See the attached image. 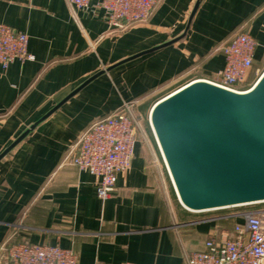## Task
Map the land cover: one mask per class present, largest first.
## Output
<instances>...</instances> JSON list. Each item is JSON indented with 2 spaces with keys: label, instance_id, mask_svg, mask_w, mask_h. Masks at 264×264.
I'll return each mask as SVG.
<instances>
[{
  "label": "crops",
  "instance_id": "0c3cea01",
  "mask_svg": "<svg viewBox=\"0 0 264 264\" xmlns=\"http://www.w3.org/2000/svg\"><path fill=\"white\" fill-rule=\"evenodd\" d=\"M195 2L158 0L147 21L122 30L109 26L96 2L0 0V23L26 32L34 55L0 65V153L88 76L181 34ZM240 30L258 40L255 61L264 62V0H202L184 38L100 76L14 147L0 161V264L3 244L21 241L72 248L77 264H187L222 219L195 216L168 198L163 187L172 181L154 135L137 143L106 200L96 178L64 156L125 101L141 106L192 80L215 81L220 47Z\"/></svg>",
  "mask_w": 264,
  "mask_h": 264
},
{
  "label": "water",
  "instance_id": "95a60500",
  "mask_svg": "<svg viewBox=\"0 0 264 264\" xmlns=\"http://www.w3.org/2000/svg\"><path fill=\"white\" fill-rule=\"evenodd\" d=\"M202 0H196L183 32L88 76L1 153L0 161L36 126L100 76L184 38ZM149 123L180 203L206 212L264 202V71L247 90L192 80L160 98Z\"/></svg>",
  "mask_w": 264,
  "mask_h": 264
},
{
  "label": "built area",
  "instance_id": "2783aa9c",
  "mask_svg": "<svg viewBox=\"0 0 264 264\" xmlns=\"http://www.w3.org/2000/svg\"><path fill=\"white\" fill-rule=\"evenodd\" d=\"M91 2L105 10L111 28L122 30L147 21L158 4V0H68L71 8H83ZM28 44L26 32L0 23L1 67L7 68L15 60H34ZM258 45V40L249 32L240 30L234 33L220 47L224 66L213 82L238 91L249 89L255 83L252 81L253 66ZM139 102L125 101L116 111L96 120L81 132L64 156V162L86 170L96 178L97 195L102 200L116 192L119 174L130 168L137 143L141 138L146 140ZM225 217L240 220L230 231L219 228L210 234L200 250L188 255L187 264H264V208ZM2 250L4 264L78 263L74 249L59 245L21 241L5 243ZM98 264L135 263L126 260Z\"/></svg>",
  "mask_w": 264,
  "mask_h": 264
},
{
  "label": "rangeland",
  "instance_id": "374dc122",
  "mask_svg": "<svg viewBox=\"0 0 264 264\" xmlns=\"http://www.w3.org/2000/svg\"><path fill=\"white\" fill-rule=\"evenodd\" d=\"M253 68H254L253 70H254L255 74L253 76L252 81H256L258 79V77L261 75V73L264 71V62L254 61ZM171 90L172 89H168V90H165V92H160L157 95H154L152 97V99L147 100L144 103H141V106L140 105L138 106V110L140 112H142V114L144 116L143 126L145 129V137H146L147 141H148V137H149V139L153 138V131H152L151 126L149 124L150 107L154 103L155 100L165 96ZM167 185H168V187H167ZM167 185L164 184L163 189H164L165 193L167 194L168 198L170 196L171 199L178 201L176 191L174 189L173 184H171L170 180H167ZM260 208H264V202L249 204V205H243V206H237V207L224 208V209H218V210H212V211H206V212H197V213L194 212L192 214H194L195 216L199 215L201 217L206 216V217H212V218L215 217L216 219L220 218V219H222L219 222L220 223V225H219L220 230L221 231H230L232 229L234 223L240 219L234 218V217L228 218L225 216L235 214V213H241L243 211L256 210V209H260ZM241 220H242V218H241Z\"/></svg>",
  "mask_w": 264,
  "mask_h": 264
}]
</instances>
